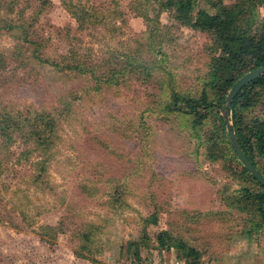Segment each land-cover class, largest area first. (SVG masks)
I'll use <instances>...</instances> for the list:
<instances>
[{"label":"rangeland","instance_id":"1","mask_svg":"<svg viewBox=\"0 0 264 264\" xmlns=\"http://www.w3.org/2000/svg\"><path fill=\"white\" fill-rule=\"evenodd\" d=\"M161 1L0 0V119H54L45 154L21 133L0 138V264H264V224L242 193L256 186L224 144L225 101L197 127L161 111L172 90L198 97L257 31L221 50ZM239 2L196 0L192 15ZM255 12L264 19V3ZM133 57L154 65L148 77L104 82ZM80 63L99 80L65 68ZM163 232L185 248L160 249Z\"/></svg>","mask_w":264,"mask_h":264},{"label":"trees","instance_id":"2","mask_svg":"<svg viewBox=\"0 0 264 264\" xmlns=\"http://www.w3.org/2000/svg\"><path fill=\"white\" fill-rule=\"evenodd\" d=\"M240 2L233 8H227L220 5L215 13L204 15H192L196 0H164L161 1V7L167 10H173V14L181 23L188 25L194 30H198L214 37V42L222 49L229 48L237 44L240 40L247 39L253 30L257 31V37L253 47L240 50L235 55V59L225 69L223 74L217 75L215 68L209 75V80L204 84L198 97L185 95L170 91V99L163 105L161 111L167 114H176L179 116H188V121L193 126H199L206 118V112L210 108H219L225 101L227 91L244 73L264 65V19H260L255 12L257 5L264 3V0H239ZM41 63H48L45 59L38 58ZM214 62V63H213ZM212 62V66H217V58ZM153 64H147L137 61L134 57L127 58L126 62L119 71L112 72V75L104 82L109 85H117L122 74L135 72L142 77H148ZM66 70H76L79 74H89L95 80L99 78L94 75L95 67L80 63L79 65L69 66ZM118 76V77H117ZM253 107H259L261 116L254 118L245 117V113ZM229 112L231 113L232 128L237 136L240 147L248 160L263 175L259 167V161H264V74L243 86L235 95ZM13 118L6 117L0 119V138L10 142L17 133H21L27 141H31L37 150L36 143L42 145L38 149L39 154H45L48 149L50 137H53V123L49 115L45 113L35 114L34 119L26 114L20 116V120L13 122ZM221 124L223 123L220 118ZM1 140V141H2ZM221 142V141H220ZM233 152L237 159L228 136L225 143ZM1 146V145H0ZM1 149V147H0ZM2 162V149L0 150V166ZM39 164V163H38ZM36 165V163H35ZM42 170V169H40ZM242 173L246 175L249 181L256 186L252 189L248 186L242 188V193L251 200L254 210L258 213L264 224V187L247 172L242 166ZM44 177L38 173L35 181L44 182ZM157 245L160 249L182 250L184 245L173 240L167 232L157 235ZM137 246V245H133ZM186 257H198V253L192 249H186ZM136 254V253H134Z\"/></svg>","mask_w":264,"mask_h":264},{"label":"water","instance_id":"3","mask_svg":"<svg viewBox=\"0 0 264 264\" xmlns=\"http://www.w3.org/2000/svg\"><path fill=\"white\" fill-rule=\"evenodd\" d=\"M262 74H264V65L255 68L253 70H250L244 73L242 76H240L237 79V81L232 85V87L229 89L225 98V103L220 107V113L225 128L227 130L229 141L231 143V146L233 148V151L237 159L242 164V166L247 170V172L257 181V183H259L262 187H264V176L256 169V167H254V165H252V163L248 160V158L244 154L229 119V109L235 95L243 86L253 81L254 79L258 78Z\"/></svg>","mask_w":264,"mask_h":264}]
</instances>
